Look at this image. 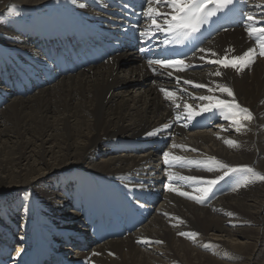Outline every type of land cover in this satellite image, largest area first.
I'll return each instance as SVG.
<instances>
[{
  "label": "bare ground",
  "instance_id": "6f19581e",
  "mask_svg": "<svg viewBox=\"0 0 264 264\" xmlns=\"http://www.w3.org/2000/svg\"><path fill=\"white\" fill-rule=\"evenodd\" d=\"M89 2H94L95 8ZM107 8L104 0H0L3 240L9 244L17 226L28 230L34 214L42 218V233L55 249H73L60 240L64 236L86 242L89 249L79 255V244L77 251L70 253V264H264V180L243 185L241 181L249 174L230 172L225 176L229 187L233 181L229 194L217 202L213 198L197 203L179 192L198 195L194 188L196 184L204 186L203 181L182 184L183 180L176 178L208 180L227 171L218 166L207 171L210 161L204 160L206 157H219L218 161L229 167L249 166L264 174V56L247 31L250 26H264V0L246 3L245 23L205 43L201 48L206 51H198L191 62H185L183 71L163 67L161 73L120 54L94 69L61 77L55 74L53 58L47 62L37 56V51L46 57L52 55L48 45L40 48L35 43L49 29L53 32L72 17L79 20L83 14L105 13ZM50 12L61 28L53 22L46 25L44 18ZM249 15L254 21L247 19ZM30 23L32 29L27 27ZM250 48L255 50L253 60L240 71L207 62L241 55ZM7 55L30 57L36 68L48 71L50 82H41L39 89L31 88L29 94L18 96L14 88L2 82L10 65ZM12 67L25 72L21 75L25 81L41 80L26 64ZM218 70L221 75H213ZM10 76L17 79L14 74ZM185 80L207 87L196 88ZM217 85L231 88L235 101L252 113V120L244 121L245 128L237 132L215 109L192 121L177 119L178 114L184 115V103L193 111L207 103L195 99L199 96L215 95L231 101L233 97L218 90L207 91ZM162 88L176 92L175 102L165 98ZM154 130H158L155 135H147ZM120 139L136 141L122 143ZM228 139L236 141V146L226 144ZM137 140L143 143L136 144ZM164 152L170 153L168 163ZM172 156L183 159L174 161ZM108 183L130 199L147 198L148 202L142 198L137 205L130 203L135 210L141 206L146 217L142 222L131 223L130 210L108 190ZM26 189L29 196L19 195ZM9 198L15 199L6 205ZM86 217L90 220L87 224ZM116 220L124 221L127 230H139L121 239L93 244L96 228ZM21 234L18 240L27 241ZM2 248L4 260L0 264L22 260L23 250Z\"/></svg>",
  "mask_w": 264,
  "mask_h": 264
},
{
  "label": "snow or ice",
  "instance_id": "6c2138e0",
  "mask_svg": "<svg viewBox=\"0 0 264 264\" xmlns=\"http://www.w3.org/2000/svg\"><path fill=\"white\" fill-rule=\"evenodd\" d=\"M234 3V0H146L147 7L145 8L143 15L146 20L150 21L148 28L141 32V36H148L151 38V35H154L156 32H161L165 35L163 40L164 45L170 44H182L194 35L201 31V28L208 24L212 17H215L218 13L224 12L229 8L230 5ZM83 6V5H81ZM161 8L167 9V11H161ZM249 21H254V17L249 15L247 17ZM248 35L250 38L255 39L258 47L260 48V54L264 56V26L261 27H249L247 29ZM200 52H205L206 50L201 48ZM254 49L250 48L241 55H232L230 58L228 55H225L223 58H217L215 60H208V63L222 65L223 68H234L237 71H240L247 64L251 63L253 60ZM215 55V54H213ZM203 60L204 57L202 56ZM148 65H160L161 67L167 68H176L177 70H184V61L183 60H167V59H149L147 61ZM155 70V69H154ZM169 76L172 73H168ZM213 75L220 76L221 72L218 70ZM185 84H192L196 88H205L207 87L204 84L193 83L192 81L185 80ZM218 90L220 93L227 94L228 97H233L231 101L226 99H221L215 95H202L195 99L200 101H206L203 105H197L199 111H193L192 106L188 103H184V115L181 117L177 115V119L184 118L187 121H192L196 116L201 115L204 112H211L214 109L219 111L222 118L228 120L231 125L235 127L237 132H240L243 128L246 127L244 121L252 120V113L249 109L239 105L234 98V93L231 88L226 85H217L216 89L211 87L207 88L209 93ZM165 94L166 99H171L175 102L176 92L169 91L166 89H161ZM176 107L179 108L180 105L176 104ZM164 127H169L165 125ZM156 131L148 133L147 135H155ZM229 146H236V141L228 139L224 141ZM177 147V145H173ZM163 156L165 157V163H168V157L170 156L169 152H164ZM174 161H181L183 158L179 156H172ZM210 163H208L207 171H213L217 166L219 168L227 169L222 176L216 177L214 179L204 180V178L194 177V176H180L176 177L179 180L185 181H203L204 186L194 188V191L198 195H190L187 192L180 191L179 195L187 196L189 199L195 200L197 203H202L208 194L212 191L213 187L230 172L235 171H245L249 174L242 181L241 184L246 185L251 183L252 180H264V174L258 173L255 169L249 166H243L242 169L232 168L226 164L221 163L216 160L215 157L208 158ZM190 163H201V162H190ZM250 177V178H249ZM173 177L170 176V179ZM240 184L237 185L239 187ZM167 187V185H166ZM172 191H178V189H169ZM180 235H186L185 233H179Z\"/></svg>",
  "mask_w": 264,
  "mask_h": 264
},
{
  "label": "rangeland",
  "instance_id": "374dc122",
  "mask_svg": "<svg viewBox=\"0 0 264 264\" xmlns=\"http://www.w3.org/2000/svg\"><path fill=\"white\" fill-rule=\"evenodd\" d=\"M0 83H1V81H0ZM62 170H63V168H61ZM222 171V170H221ZM221 171H219V172H221ZM244 173V171H241V174H243ZM212 178H214V177H212ZM184 181L185 180H183L182 181V184L184 183ZM195 187H199V185H197L196 184V186ZM26 188H28V187H26ZM19 195H22V196H25V195H30V190L29 189H26V190H24L22 193H20ZM15 196V195H14ZM18 196V195H17ZM16 196V197H17ZM12 197V196H11ZM8 198V197H7ZM10 199V200H9ZM9 199H6L5 201V204L7 205V204H9V202H10V204H11V201L13 200V199H15V198H9ZM22 199V198H21ZM28 200H29V197H28ZM201 207H203V206H201ZM69 208H70V206H69ZM19 210V212H20V209H18ZM70 211V210H69ZM68 211L66 210V213H67ZM15 214H16V216H17V214L18 213H16V212H14ZM19 216H21L22 217V215H20V213H19ZM26 219V218H25ZM17 227H19V226H17ZM17 227H16V229H17ZM15 229V230H16ZM15 230H12V231H15ZM17 232H19V233H21V230H18ZM19 235V234H18Z\"/></svg>",
  "mask_w": 264,
  "mask_h": 264
}]
</instances>
